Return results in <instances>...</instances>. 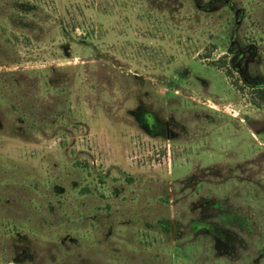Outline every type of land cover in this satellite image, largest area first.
I'll return each instance as SVG.
<instances>
[{"label":"rangeland","instance_id":"374dc122","mask_svg":"<svg viewBox=\"0 0 264 264\" xmlns=\"http://www.w3.org/2000/svg\"><path fill=\"white\" fill-rule=\"evenodd\" d=\"M264 0H0V264H264Z\"/></svg>","mask_w":264,"mask_h":264},{"label":"trees","instance_id":"16d2710c","mask_svg":"<svg viewBox=\"0 0 264 264\" xmlns=\"http://www.w3.org/2000/svg\"><path fill=\"white\" fill-rule=\"evenodd\" d=\"M258 92L261 94V95H264V91L260 88V90H258Z\"/></svg>","mask_w":264,"mask_h":264}]
</instances>
